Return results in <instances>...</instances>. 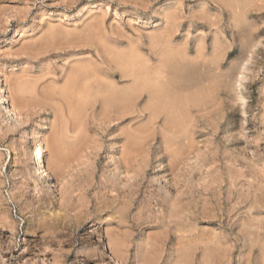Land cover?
Returning <instances> with one entry per match:
<instances>
[{"label": "rangeland", "instance_id": "obj_1", "mask_svg": "<svg viewBox=\"0 0 264 264\" xmlns=\"http://www.w3.org/2000/svg\"><path fill=\"white\" fill-rule=\"evenodd\" d=\"M0 78V264H264V0H0Z\"/></svg>", "mask_w": 264, "mask_h": 264}, {"label": "bare ground", "instance_id": "obj_2", "mask_svg": "<svg viewBox=\"0 0 264 264\" xmlns=\"http://www.w3.org/2000/svg\"><path fill=\"white\" fill-rule=\"evenodd\" d=\"M88 8L95 7L93 4L92 6L89 4L87 5ZM20 34H16V36H19ZM91 81V80H90ZM2 79L0 78V105L3 108V112L9 116L14 115V108L10 104L9 99L7 98L3 86ZM146 85V84H144ZM20 115V114H18ZM16 116V115H15ZM33 132V131H32ZM36 134V140L33 139L32 144H34V147L31 150L30 154V163L33 164L35 173L41 177V179H49V187L55 188V183L53 182L51 175L49 174L48 170L46 169V165L44 164V126L42 123H39L38 126L36 127V130L34 131ZM31 137H34L31 135ZM29 143V142H28ZM57 264V263H55Z\"/></svg>", "mask_w": 264, "mask_h": 264}]
</instances>
